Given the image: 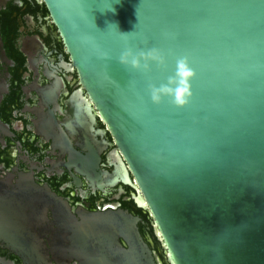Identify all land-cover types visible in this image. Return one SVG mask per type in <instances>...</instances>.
Returning <instances> with one entry per match:
<instances>
[{
  "label": "water",
  "instance_id": "95a60500",
  "mask_svg": "<svg viewBox=\"0 0 264 264\" xmlns=\"http://www.w3.org/2000/svg\"><path fill=\"white\" fill-rule=\"evenodd\" d=\"M41 1L114 140L116 182L133 178L168 264H264V0ZM150 48L164 64L119 61L125 49ZM182 57L196 69L191 99L153 103L149 85H167ZM3 193L0 233L11 249L25 264H52L10 215L25 209L8 208ZM45 196L71 221V246L52 250L65 249L61 264H157L139 218L118 210L77 221Z\"/></svg>",
  "mask_w": 264,
  "mask_h": 264
},
{
  "label": "flooded vegetation",
  "instance_id": "af4514ba",
  "mask_svg": "<svg viewBox=\"0 0 264 264\" xmlns=\"http://www.w3.org/2000/svg\"><path fill=\"white\" fill-rule=\"evenodd\" d=\"M116 154L44 3L0 0V192L12 195L8 208L25 209L10 215L21 216L18 222L42 240L52 264L67 256L65 249L52 250L71 246V221L45 193L59 198L77 221L80 213L127 211L140 219L156 263L168 264L151 238L148 210L137 204L133 178L131 185L116 182ZM11 246L0 233V264H25Z\"/></svg>",
  "mask_w": 264,
  "mask_h": 264
},
{
  "label": "clouds",
  "instance_id": "9594fccd",
  "mask_svg": "<svg viewBox=\"0 0 264 264\" xmlns=\"http://www.w3.org/2000/svg\"><path fill=\"white\" fill-rule=\"evenodd\" d=\"M121 64L129 66L132 69H139L141 67L147 69L149 62H154L158 65L165 63V57L158 49L150 48L147 51L139 50L132 51L125 49L119 57ZM143 62V64L141 63ZM195 73L189 66L186 57L176 60V68L174 77H170L167 85H149L150 98L153 103H160L163 97H169L171 102L177 107L185 106L192 96L190 88V81Z\"/></svg>",
  "mask_w": 264,
  "mask_h": 264
},
{
  "label": "trees",
  "instance_id": "16d2710c",
  "mask_svg": "<svg viewBox=\"0 0 264 264\" xmlns=\"http://www.w3.org/2000/svg\"><path fill=\"white\" fill-rule=\"evenodd\" d=\"M150 235H151V238L154 240V242H155L157 245H160L159 242L157 241V239L155 238L153 232H152V233L150 232Z\"/></svg>",
  "mask_w": 264,
  "mask_h": 264
},
{
  "label": "snow or ice",
  "instance_id": "6c2138e0",
  "mask_svg": "<svg viewBox=\"0 0 264 264\" xmlns=\"http://www.w3.org/2000/svg\"><path fill=\"white\" fill-rule=\"evenodd\" d=\"M189 62V61H188ZM189 66L193 69V71H194V73H195V71H196V69H195V66H194V64H192L191 62H189ZM194 78V77H193ZM192 78V79H193Z\"/></svg>",
  "mask_w": 264,
  "mask_h": 264
},
{
  "label": "bare ground",
  "instance_id": "6f19581e",
  "mask_svg": "<svg viewBox=\"0 0 264 264\" xmlns=\"http://www.w3.org/2000/svg\"><path fill=\"white\" fill-rule=\"evenodd\" d=\"M138 202H139L141 205H142V204H144V203H142V202H141V200H140V199H138Z\"/></svg>",
  "mask_w": 264,
  "mask_h": 264
}]
</instances>
